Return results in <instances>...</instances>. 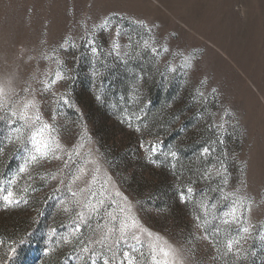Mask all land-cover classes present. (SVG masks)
Here are the masks:
<instances>
[{
    "label": "rangeland",
    "instance_id": "obj_1",
    "mask_svg": "<svg viewBox=\"0 0 264 264\" xmlns=\"http://www.w3.org/2000/svg\"><path fill=\"white\" fill-rule=\"evenodd\" d=\"M0 102V264H264V0H0Z\"/></svg>",
    "mask_w": 264,
    "mask_h": 264
},
{
    "label": "snow or ice",
    "instance_id": "obj_2",
    "mask_svg": "<svg viewBox=\"0 0 264 264\" xmlns=\"http://www.w3.org/2000/svg\"><path fill=\"white\" fill-rule=\"evenodd\" d=\"M93 52L94 53L96 52L95 48H93ZM57 77L63 78L59 73H57ZM55 82H56L55 80L52 81L53 84ZM65 103H67V99H65ZM4 106L5 105H3L2 102H0V107H4ZM30 109H36L35 114L31 117L28 115ZM10 115H11V117L18 118L19 120L25 121V126L30 130V133H31L30 136L28 137V140L32 144V149L29 150L28 156L25 159V163L23 165H21V167L19 168L20 173L26 172L27 166L29 164L38 162L39 159H43V158L47 157L52 151H54L55 149H59L61 147V145L56 140V138L51 135V133L54 132L55 130L46 121L42 120V118L39 114V111L36 108L34 101H32V100L25 101L23 103L22 107L20 108L19 112L11 111ZM2 119H4V117H0V120H2ZM137 119H139V117H137ZM9 123L10 124L15 123V120H10ZM136 130L139 131V127H137ZM13 131L16 133V135L14 137L10 136L9 142H13V140H15V141L23 144L24 143L23 131L20 128H15V129H13ZM46 132L48 133L47 137H45ZM150 149L151 150L149 152V158L151 157L152 153L157 151V145L151 144ZM204 151L207 152L208 149L206 148V149H204ZM170 154L173 157L176 155L174 152L170 153ZM56 158H59V157L57 156ZM81 171H83V170H81ZM188 192L191 193L192 189L189 188ZM117 195H122V194L117 192ZM13 197H14V193L10 190L7 192V195H4L2 197V199L6 202L5 206L12 205L14 202L18 203V201H14ZM181 198L184 199L183 195ZM123 199L126 202V204L124 207H121L120 211L122 213H125L127 220L121 222V227H120L121 238H125L127 233L130 230L139 227V222H138V220L135 219L134 215L133 216L128 215V213L131 211L130 202H127V197H124ZM100 203L102 204L103 201L101 200ZM113 203H115V201H113ZM125 209H127V212L125 211ZM236 213H237V210L235 207H233L230 210V212L226 213L225 215L231 216L232 221H237ZM113 218H115V217H113ZM197 219H199V217H197ZM224 222L228 223L229 221L225 220ZM141 230H143V229H141ZM248 230H249L248 228L243 229L244 232H247ZM149 235H151V233H149ZM132 239L138 240L139 237L137 235L133 234ZM238 243H239V241L236 239L227 240L226 247H227L228 251H231L233 248V245L238 244ZM155 248H156V246H154V251H155ZM158 250L163 255V257H165V259L163 261L157 260L156 256L154 255L153 256L154 264H177V261L175 260L176 250L174 248H172L170 245L167 247H165L164 245H160ZM124 255H125V257H128V264H134V258L129 257L128 253H125ZM169 257H171L173 259L170 261L169 259H167ZM104 264H109V261L105 260Z\"/></svg>",
    "mask_w": 264,
    "mask_h": 264
}]
</instances>
